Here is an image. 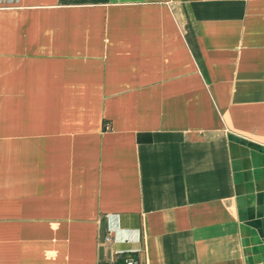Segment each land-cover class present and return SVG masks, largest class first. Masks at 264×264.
<instances>
[{
  "label": "crops",
  "instance_id": "0c3cea01",
  "mask_svg": "<svg viewBox=\"0 0 264 264\" xmlns=\"http://www.w3.org/2000/svg\"><path fill=\"white\" fill-rule=\"evenodd\" d=\"M245 142L264 0H0V264H264Z\"/></svg>",
  "mask_w": 264,
  "mask_h": 264
},
{
  "label": "built area",
  "instance_id": "2783aa9c",
  "mask_svg": "<svg viewBox=\"0 0 264 264\" xmlns=\"http://www.w3.org/2000/svg\"><path fill=\"white\" fill-rule=\"evenodd\" d=\"M112 239L110 237H105L104 242H111ZM121 264H139V262L132 256H127L122 259Z\"/></svg>",
  "mask_w": 264,
  "mask_h": 264
},
{
  "label": "water",
  "instance_id": "95a60500",
  "mask_svg": "<svg viewBox=\"0 0 264 264\" xmlns=\"http://www.w3.org/2000/svg\"><path fill=\"white\" fill-rule=\"evenodd\" d=\"M245 145H246V147H248L249 149H253V150H256V151H264V150H262V149H259L258 147H256L255 145H253V144H251V143H249V142H245ZM264 153V152H263ZM252 226H255V228L257 229V231H258V233H259V235L261 236V237H264V232H262L261 231V229L260 228H258V226H256L257 224L255 223V224H251Z\"/></svg>",
  "mask_w": 264,
  "mask_h": 264
}]
</instances>
